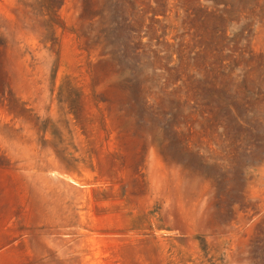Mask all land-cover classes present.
<instances>
[{
    "label": "rangeland",
    "instance_id": "rangeland-1",
    "mask_svg": "<svg viewBox=\"0 0 264 264\" xmlns=\"http://www.w3.org/2000/svg\"><path fill=\"white\" fill-rule=\"evenodd\" d=\"M0 264H264V0H0Z\"/></svg>",
    "mask_w": 264,
    "mask_h": 264
}]
</instances>
